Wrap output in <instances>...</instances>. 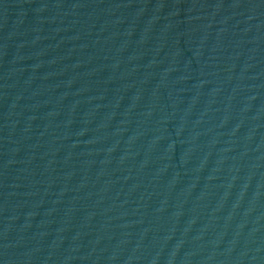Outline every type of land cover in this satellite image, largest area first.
Masks as SVG:
<instances>
[{
    "label": "water",
    "instance_id": "95a60500",
    "mask_svg": "<svg viewBox=\"0 0 264 264\" xmlns=\"http://www.w3.org/2000/svg\"><path fill=\"white\" fill-rule=\"evenodd\" d=\"M0 264H264V0H0Z\"/></svg>",
    "mask_w": 264,
    "mask_h": 264
}]
</instances>
